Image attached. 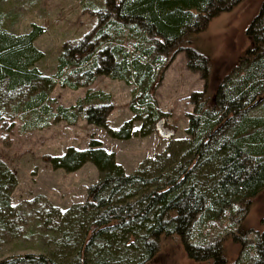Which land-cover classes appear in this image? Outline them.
<instances>
[{"label":"trees","instance_id":"1","mask_svg":"<svg viewBox=\"0 0 264 264\" xmlns=\"http://www.w3.org/2000/svg\"><path fill=\"white\" fill-rule=\"evenodd\" d=\"M79 1L94 22L76 42L64 45L52 75L34 66L43 57L33 45L41 26L14 34L0 24L1 122L17 121L23 133L82 118L113 139L145 137L164 119L152 93L180 51L203 88L189 95L186 138L168 139L162 152L132 173H125L97 139L50 156L49 165L65 172L91 163L97 181L82 202L64 210L47 206L43 229L51 246L1 256L0 264H153L165 235L177 237L192 260L264 264V228L246 246L243 223L252 198L264 189V0L245 28L250 44L211 95L207 60L191 44L214 16L242 0ZM98 76L133 87L132 117L117 128L108 126L112 103L103 91H87L68 107L54 105L49 96L56 84L75 90ZM15 186L16 176L0 160V243L19 238L28 227L10 201ZM224 216L230 221L220 237L206 240L197 230L201 222ZM224 239L238 245L232 260L223 255Z\"/></svg>","mask_w":264,"mask_h":264},{"label":"rangeland","instance_id":"2","mask_svg":"<svg viewBox=\"0 0 264 264\" xmlns=\"http://www.w3.org/2000/svg\"><path fill=\"white\" fill-rule=\"evenodd\" d=\"M262 0H242L231 10L214 16L191 44L208 63L207 92L212 94L216 83L236 62L238 56L250 44L245 28L256 13ZM94 19L83 13L79 0H0V24L7 31L20 34L31 25H39L43 33L33 45L43 57L34 66L45 75L55 71L57 56L66 44H73L93 24ZM132 85L121 80L98 76L88 87L72 90L56 84L49 93L54 105L68 107L87 91H103L110 95L112 106L107 114L111 128L119 127L132 117L128 109ZM203 81L198 73L186 68L184 52H178L161 80L153 90L157 108L164 119L157 122L153 132L145 137L131 136L126 140L110 138L103 128L86 123L82 118L69 125L53 121L42 129L20 133L16 123L0 121V160L16 176V186L10 201L17 206L26 219L24 234L11 241L0 243V257L27 251H37L51 246L50 237L44 232L43 221L49 204L65 209L86 198L88 186L97 181L94 166L86 162L73 172L53 169L48 158L62 154L67 147L83 149L89 140H99L101 146L114 154L115 161L125 173H132L144 159L162 152L167 140L186 138L187 114L191 112L189 95L200 91ZM262 105L255 109L259 113ZM138 122H133L136 129ZM229 218L206 220L199 229L205 239L220 237ZM246 246L255 232L264 228V189L252 198L244 218ZM196 232V231H195ZM199 235V234H198ZM223 255L232 260L238 253V245L229 239L222 241ZM153 264H210L208 261L192 260L175 236H161Z\"/></svg>","mask_w":264,"mask_h":264}]
</instances>
